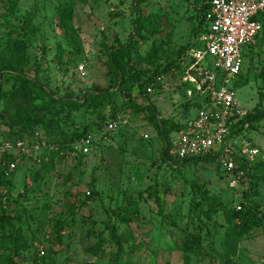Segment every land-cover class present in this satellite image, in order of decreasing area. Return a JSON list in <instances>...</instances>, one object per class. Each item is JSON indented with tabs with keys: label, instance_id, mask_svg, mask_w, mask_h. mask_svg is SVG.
<instances>
[{
	"label": "rangeland",
	"instance_id": "1",
	"mask_svg": "<svg viewBox=\"0 0 264 264\" xmlns=\"http://www.w3.org/2000/svg\"><path fill=\"white\" fill-rule=\"evenodd\" d=\"M56 1L19 0L12 17L5 9V0H0V48L10 30H20L22 16L36 8L33 28L25 37L28 65L24 74L46 82L58 96L80 102L77 108L64 105L56 110L59 107L53 106L49 111L39 107L40 99L28 88L0 98V147L6 140L21 138L24 142L38 140L41 146L64 143L73 148L64 155L20 157L9 174L5 215L27 244L16 258L19 264H27L31 245L45 252L39 264H112L115 258L118 264H264V168L250 172L257 180L247 202L263 218L252 222L251 228L235 240L227 230H237L238 221L229 222L226 212L229 208L237 210L236 206L245 202L249 176L244 172L235 186H230L231 177L216 159L173 168L159 158L162 131L158 126L165 119L183 122L195 113L196 107L186 110L183 105L184 91L192 86L176 87L174 79L163 74L159 88L149 94L154 109L143 107L140 99L130 109L121 106L122 91H117L107 66L108 48L127 41L137 15L156 13L161 16L160 32L145 33L139 49L125 56L123 62L126 76L131 78L143 79L165 68L177 58L180 48L194 40L200 2L75 1L73 22L80 30L83 46V51L75 54L69 52L62 28L52 19ZM262 25L256 42L241 49V76L229 83L249 113L255 108L264 110V18ZM57 45L63 48L61 61L55 55ZM147 53L153 55L150 63L137 62V54ZM1 83L5 93L21 86L9 77ZM106 91L116 94L104 100L90 96ZM131 92L135 96L136 88ZM19 111L30 113L37 124L27 126L24 122L22 129L14 125L12 118L18 119ZM112 114H116V127L107 130L105 124L112 120ZM172 136L171 131L168 144ZM247 136L257 146H264V117L252 122ZM87 137L91 148L84 154L79 145ZM240 142L238 138L231 149L238 152ZM154 187L158 205L146 198V189ZM124 194L139 201L137 220L130 225L111 213V208L125 204ZM204 197L218 202L210 218L202 215L213 207ZM196 202L201 203L200 219L192 208ZM57 220L66 222L60 240L49 235ZM111 225L123 245L120 252L111 239ZM188 233L200 235L203 247L200 255L184 260L174 242ZM0 245L9 251V237Z\"/></svg>",
	"mask_w": 264,
	"mask_h": 264
},
{
	"label": "trees",
	"instance_id": "2",
	"mask_svg": "<svg viewBox=\"0 0 264 264\" xmlns=\"http://www.w3.org/2000/svg\"><path fill=\"white\" fill-rule=\"evenodd\" d=\"M4 1V0H3ZM75 1H82V0H57L56 5L54 7V12L52 15V19L54 22H56L57 25H59L62 30L63 34L67 39V45L69 47L70 53H81L83 51L82 46V39H81V33L78 27L74 25L73 22V12L75 9ZM196 2H200V5L198 6V10L200 12V18L199 22L194 29V40L187 44L186 46L182 47L178 51L177 58L175 60H172L168 62L165 66V68L161 69L159 72L155 73L152 76L144 77L143 79L137 77V78H131L130 76H126V64L123 62V58L125 56H129L131 52H134L139 49L140 43L142 41H145L146 35L145 33L149 34H156L160 32L161 30V16L160 14L151 13L147 16L138 14L136 19L134 20V26L129 34V37L127 41L123 44L111 46L108 48V60H107V66L109 73L115 78V85L118 87L117 91H122L123 100L121 101L122 107H128L132 108L134 104L137 105L139 102L138 99H140L142 102L140 104L145 107L146 109H154V106L151 103V100L149 98V93L146 92V88L150 85L153 87L154 91L159 88V83L156 81V77L160 75H166L170 72L171 68H177L178 62L180 59L183 58V56L186 54V51L191 46L196 45V39L202 32L206 31L207 23L205 20V14L209 8V2L210 0H194ZM6 6L5 9L9 13L8 15L14 16V12L17 9L19 0H5ZM36 14V8H31L28 10L23 16V21L20 24L19 31L17 30H10L8 32V38L6 39L4 45L0 48V98L7 97L10 94L18 93L20 89L22 88H28L35 92V95L37 98L40 99L41 103L39 104V107L45 108L49 111H52L53 106H58L56 110H61V106L67 105L72 108H77L80 105V102L77 99L72 98H65L62 96H58L56 93L52 92V90L49 88L48 84L44 81L39 80L38 78H28L24 74V69L28 65V61L26 58V34L28 32H31L33 28V19ZM12 16V17H13ZM264 18V11L258 13L255 16V19L259 20L262 23V19ZM263 27V25H262ZM22 30V31H21ZM10 36H12L10 38ZM63 48L60 45H57L56 47V57L58 58V61H61ZM153 55L151 53H147L144 56H141L140 54L136 55L137 62H145L150 63L151 57ZM242 71V69H241ZM241 76V72L237 75L236 78H239ZM12 79L14 83H21V86L18 87L16 90L12 92H2V81L7 79ZM239 81V80H238ZM136 88V95L132 96V88ZM116 94L115 91H106L99 94H91L90 96L99 99L104 100V97L110 98ZM263 95L260 94V100ZM185 109H189L191 106H194L195 104H192L188 102L187 100H183ZM254 113H249L239 119L237 122L231 124L230 126V138L234 137H244L249 138L247 136V130L251 127L252 122L258 121L264 117V110H257L255 108ZM187 115V114H186ZM113 118L111 121L116 120V114H112ZM18 119L13 116L12 123L16 125L17 127L25 128L23 123L25 122L27 126L35 125L37 124V121L34 120L31 117L30 113H25L22 111H19ZM187 120V119H186ZM180 123H173L168 120H162L161 126H158L161 128L162 131V146L160 149L159 158L161 161H163L165 164H168L169 166H172L173 168H178L179 166H185L194 162H197L199 160H209V159H216L213 155H203L196 158H189L184 159L181 161L175 160L171 158L168 155V135L169 133L175 132L178 129H180L185 121ZM109 121V122H111ZM107 122L106 125L109 123ZM244 124H247V126L244 128ZM26 126V127H27ZM82 133H80L78 136L81 138ZM14 140H22L21 138H15ZM23 141V140H22ZM249 141L251 139L249 138ZM252 142V141H251ZM27 145H34L41 143L38 142V140H30L29 142H25ZM253 145H256L252 142ZM257 146V145H256ZM40 156H57V155H64L69 153L73 148L71 146H68L64 143L59 144H47L44 146H40ZM17 156H14L10 153H2L0 157V189L4 190L5 192H0V241L2 242L4 237H9L10 239V247L9 251L2 250V246L0 245V264H19V262L16 260V258L20 255L21 249L27 244L24 240H22V237L20 235V232L17 228L13 226V224L10 222L9 218L5 215V209L4 204L7 200V185L9 184V175H4V170L6 168V165L9 161H12ZM217 160V159H216ZM237 162V169L234 170L235 172L239 169H242L245 172V176H249V188L248 191L245 194V202H242L239 206V209L235 208H229L226 212V218L229 222H232L235 224V221H238V229L233 230V233L228 232L231 236H234L237 240L241 236H243L248 229L251 228V223L255 222L256 220L263 218L262 215H260L259 210L255 206L248 205L247 202L249 200L251 191L253 189V181L257 180L252 175H250V172L257 169L264 168V161L261 160H255L252 162H248L244 158H236ZM248 168V170H246ZM10 174V173H9ZM146 198L152 199L155 204H159V196L157 194L156 188H148L146 189ZM91 194V191L88 192L87 197ZM140 196V193H139ZM203 200L209 201L213 204V207L210 209V207L206 210V213L202 214L203 216L210 218L211 214L215 212V205L218 204L217 201H214V199L204 197ZM124 205L119 207L111 208V213L115 216L116 219H118L121 223H125L130 225L133 221L137 220V216L139 213L138 205L139 201L132 198L131 194H124L123 197ZM85 203V201H83ZM201 203L196 202L192 208L194 209V212L197 214V218L200 219L201 215L198 213V209L200 208ZM66 227V222L64 220H57L53 223L51 227L50 236H54L55 238H58L59 240L62 237V232L64 231ZM111 231V239L116 244V249L118 252H120L123 248V245L120 243V239L116 234V228L114 225L110 226ZM264 232V227H263ZM209 233V231H207ZM102 234L99 233V236ZM202 239L201 236L198 234H186L184 235L180 242H174V248L179 251L183 257L184 260H189L190 255H200L202 253ZM30 246V243L28 244ZM33 246H30V254H28V262H32L33 264H39L43 261L44 255L39 256L38 249H32ZM95 254L97 253V250H94ZM90 264H99V263H90ZM112 264H118L116 262V258L113 260Z\"/></svg>",
	"mask_w": 264,
	"mask_h": 264
},
{
	"label": "built area",
	"instance_id": "3",
	"mask_svg": "<svg viewBox=\"0 0 264 264\" xmlns=\"http://www.w3.org/2000/svg\"><path fill=\"white\" fill-rule=\"evenodd\" d=\"M264 11V0H210L205 14L206 31L199 34L196 45L187 49L186 54L178 62L177 68H171L167 76L174 79L176 87L188 84L184 91V100L195 104V113L184 125L173 132L169 142L168 155L178 161L196 158L206 154L213 155L229 174L230 186H235L237 180L244 175L242 169H237L236 158H244L248 162L264 161V146L253 145L247 138L238 136L230 138V126L248 114L235 98L229 87L230 80L237 77L243 66L241 49L253 45L262 30V23L255 16ZM205 62V65H202ZM83 74V66H79ZM164 76L156 77L160 84ZM146 92H154L150 85ZM244 128L247 124L243 125ZM116 127L111 121L106 125L107 130ZM240 138L238 152L231 149ZM46 144H42L44 146ZM41 145H27L22 140H6L0 151L17 156L9 161L4 175H9L20 157L38 155ZM91 139L80 142L82 153H89ZM248 170V168L246 169ZM0 192L5 191L0 189ZM240 208L239 205L236 206ZM39 256L44 250L38 249ZM27 264H33L27 262Z\"/></svg>",
	"mask_w": 264,
	"mask_h": 264
}]
</instances>
